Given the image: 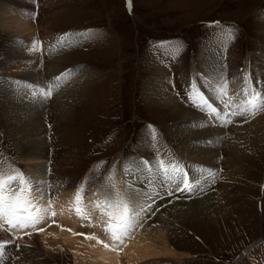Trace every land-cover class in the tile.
<instances>
[{"label": "rangeland", "instance_id": "374dc122", "mask_svg": "<svg viewBox=\"0 0 264 264\" xmlns=\"http://www.w3.org/2000/svg\"><path fill=\"white\" fill-rule=\"evenodd\" d=\"M19 15L32 22V32L36 33L29 36L5 31L0 25V158L32 180L47 181L50 194L43 198L47 203L51 200L52 207L58 198L70 193L75 197L76 189L85 188L83 206L90 219L76 215L77 206L69 196L66 203L72 202L75 207H65L64 202L61 208L68 209L70 217L59 220L53 216L52 222L74 225L78 232H90L104 240L106 221L88 198L93 194L94 202L103 198L108 177L112 176L111 163L122 152V192L129 184L145 196L136 199L146 209L136 221V227L140 226L137 232L153 235L160 222L158 213L167 211L168 234L175 238L171 245L178 253L189 254L177 261L161 257L160 264H264V159L238 165L223 149L225 141L233 142L239 148L237 157L255 159L258 148L251 136L256 126L251 125L264 112L254 117L226 114L214 119L193 107L187 98V90L195 81L214 107L229 112L223 97H219V105L214 104V95L208 91L199 66L209 63L212 54L219 52L221 69L217 76L220 81H228L230 96L240 97L237 94L244 87V76L249 75L248 66H260L263 61L264 38L258 27L264 26V0H130V5L129 0H0V21L8 19L13 24L10 18ZM222 28L234 29V38L226 40ZM65 34H75L76 41L58 51L63 59L61 72L76 75L68 76L67 84L79 78L78 84L82 85L81 97L71 109L68 122L60 120L56 110L73 100L72 96L60 90L59 84L50 99L31 101L30 91L39 85L26 78L28 70L21 68L38 62L44 73L40 72L39 87L53 84L52 78L55 81L64 73L49 75L43 59H29L27 53L33 46L25 43L41 44ZM7 56L15 59L14 64L3 63ZM157 59L165 63L171 78L170 94L179 106L192 112L194 120L184 124L170 112L150 106L155 99L143 92L155 74ZM250 76L253 86L264 94L263 73ZM39 108L41 113L33 117ZM204 118L208 125L201 122ZM223 119L231 122L222 124ZM212 137L217 138L207 140ZM200 138L202 141H197ZM213 141L218 156L211 163L183 162L176 153L178 148L188 146L207 148ZM160 160L183 165L190 176L200 178L203 190L187 193L173 187L169 195L167 186L161 187L157 180ZM146 161L152 171L145 167ZM34 162L39 169L33 167ZM125 168H131L132 174L126 175ZM150 179L155 183L150 184ZM218 193L223 200H231L228 207L232 210L228 208L227 220L215 223L212 219L209 223L206 220L217 204L214 199ZM207 195L210 197L205 201ZM241 211L243 218L239 216ZM1 232L14 240L6 247L3 264H29L38 258L34 264L73 263L70 255L57 261L45 258L38 237L29 240L39 236L38 230L24 237L14 231Z\"/></svg>", "mask_w": 264, "mask_h": 264}, {"label": "bare ground", "instance_id": "6f19581e", "mask_svg": "<svg viewBox=\"0 0 264 264\" xmlns=\"http://www.w3.org/2000/svg\"><path fill=\"white\" fill-rule=\"evenodd\" d=\"M24 8L28 9V7L26 5H24ZM24 12H25V10H23V13ZM10 20H11V23H13V24H9L8 23L9 22L8 19L7 20L3 19L2 21H0V25H1V27H4L5 31H12V32H17V33L24 32L25 34H27L29 36H32L33 34L35 35L36 32H32V31H34V30H32V29H34L33 28V24H32V22L28 21V19L22 18L19 15L15 19H11L10 18ZM258 28L261 31V34H262L261 37L264 38V26H261V27H258ZM67 35L70 37L71 43L76 41L75 34H72V35L67 34ZM62 36L63 35H56V36H53V37H51V38H49L47 40L45 39L43 42H41V44L39 43V45H41L39 50H29V53L26 52L27 55L30 56L29 57L30 60L32 59L33 61H39V60H37L38 58H40V60L43 59L44 60L43 68L46 65L45 68H48V73H49V75H52V76H56L58 73L59 74L64 73V72H61L62 69H63V68H61L63 59H62V56H60L58 54V51L63 49L58 44V40ZM26 42H27V40H26ZM25 44L33 46L32 42L25 43ZM31 46H29V47H31ZM66 46H68V45H66ZM40 50H42V51H40ZM218 54H219V52H217L216 54H212L209 63L208 62H207V64L206 63H204V64L202 63V65L199 66L200 71L203 72V74H201V75L206 77V79L204 81L205 84H206V87L210 88L208 91L212 90L211 96L214 95V101H215L214 104L215 105H219V97H220L217 94V92L213 91V87H216L218 82H220V80H219L220 76L219 77L217 76V74L219 73V70L221 69V64L219 62L220 59L218 57L219 56ZM262 55H261V57H262L261 59H263V61L260 63V66H254V65L248 66L247 73H249V75L250 74L254 75L256 73L258 74V73L262 72L263 76H264V52H263ZM7 57H9V58H5L3 63L6 66H8L9 64H14L15 59H12V57H10V56H7ZM215 63H217L218 66H216ZM39 65H40V63L38 64V62H33L32 66H22L21 68H25V70H28V73L26 74V78H29V80H31V81L38 82L36 84L40 86L39 82L42 79L43 71H42V67L39 68ZM154 66H155V74H154V76H152L150 78V81L147 80V82L149 81V83L144 88L143 94L145 96H150V97H153V99H155L154 102H152L150 106L155 107V109L168 111V112H170V114L172 116L177 117L178 120H180V121L182 120V122L185 121L183 123L186 124L187 121H189L190 119H193L192 118L193 114H192V112L190 110H188V109H186L184 107L182 108L181 105L179 106L177 101H175L173 96L170 94V91H171L172 88L171 89L169 88L168 82H170L171 78H170V76H169V74L167 72V69L165 68V63H163L161 60L157 59L154 62ZM15 67H18V66H15ZM10 69H9V71H10ZM17 71H18V69H17ZM40 72H42V73H40ZM67 73H70V75L71 74L75 75V74H73L70 71L69 72L67 71ZM70 75H68V76H70ZM52 79H53L52 80L53 84H57V83L60 84V86H62L60 88V90H63V92L65 91L66 94L68 93L70 96H72L71 99L73 98V100H71L69 102L67 101L68 104H66V105L62 106L61 108H59L58 110H56V112H58V114H59L60 120L63 121V119H64L65 121L68 122L67 119L70 116V111H72L71 109H73L75 106H77L75 103H77V101L79 102V97H81L80 95H81V92H82L81 91L82 85H80V83L78 84L77 80L79 78L76 80L77 82L75 81L74 83H71V84H67L68 77H67L66 80L59 81V82L57 80L54 81V77ZM69 79H68V81H70ZM28 84L30 86L29 82H28ZM50 84L53 85L52 83H50ZM26 86H27V84H26ZM33 86L34 85H31V87H33ZM39 86H38L39 89L42 88V87H39ZM208 91H206V92H208ZM31 92L32 91H30V93ZM29 96L32 99L31 101H33V100L37 101V100H41L42 99L41 97L34 96L32 93L29 94ZM76 97H77V99H75ZM238 98H240V97H238ZM238 98H236V101H234V102H238L239 101ZM40 102L41 101H39L38 103H40ZM32 103H34V102H32ZM227 110L229 112L231 111V109H227ZM41 111H42L41 108H39V111L36 110V113H38V114H34L33 117H38L39 114L41 113ZM259 119L260 120L258 122H255V123H253L251 125V127L252 126H256V128L254 130L255 134L251 136V139L255 140V144L257 145V148H258L255 151V154H256L255 159L254 158L253 159L252 158H248V156H246V157H237L236 150H238L239 148H235V144L233 142H229V141L228 142H226V141L224 142V148L223 149L225 150V153H227L229 155V158L232 157L236 161L235 163H237L238 165H240L239 163H243V162L248 161V160L251 161L250 163H260L261 160L264 159V152H263L264 150H260L261 149V145H264V115H262ZM203 120H204V122H203ZM201 122H203L204 125H208V123L206 122L205 118L202 119ZM220 122H221V120H220ZM221 123L223 124V122H221ZM214 133L219 134L217 131L214 132ZM204 134L206 135V137H209L207 135H210L209 133H206V132H204ZM179 137H183V136L180 135ZM209 138L207 140L210 141V140H213V139H215L217 137H212V139H209ZM202 139L200 138L197 141H202ZM187 143H185V145ZM214 144H215V142L213 141V144L210 147H207V148H205V147L204 148H197L195 146H192V147L188 146V147H184L183 149L178 148L176 153L178 154V156H180V159L183 162H184V159H185L187 162L188 161H194L196 163H208V162L211 163V162L215 161V159H217V156H218L217 155L218 154V152H217L218 150L217 149L214 150L215 149L214 148ZM122 154L123 153L121 152V153H119V154H117L115 156L114 161H113L114 164L112 162L111 166H110L111 167L110 170H113V171L109 173L110 175H114L113 182L115 183L116 190L120 191V192H122V187H123L122 186V181L123 180L121 178V173L122 172L120 173V170H121V167H122L121 166L122 165ZM34 157H37V152L35 153ZM39 160L35 161V162H39ZM35 162L33 163L34 166H33V164H32V166L34 168H38L36 166ZM235 165L236 164H234L233 167L237 168L238 166L236 165V167H235ZM263 166H264V164H263ZM239 174H238V176H239ZM223 177H224V175H223ZM63 184L64 183H62L61 186H63ZM222 188L223 187H221V190H222ZM77 190L78 189H76V192H77ZM221 193L223 194L225 192L223 191ZM219 194L220 193H218L217 194L218 197H216V199H214V200H217V204L215 205V208L212 209L211 213L208 215V218L206 220L209 223H210V221L211 222L213 221L212 219H214L215 223H216V220H218V219H223V221L227 220L226 216L229 215L228 204H229V202H231V200L230 201L229 200L225 201V200H223L222 196H219ZM68 197H69V200L71 198L74 199V195L71 196V193H70V194H68V195H66L64 197L58 198L57 202H55V204H54V207L51 208V210H53L55 212L54 216H56V219L61 220V218H62L64 220H67L70 217V214H71L70 211H68V209H65L66 205L69 204V203L68 204L66 203ZM144 197L145 196H142L141 194H139L136 197V199L137 200H141ZM208 197H210V196L207 195V197H205L203 199L205 201H208L209 200ZM38 199H40V200H38L40 205L47 207L48 203L46 202L47 201L46 198H39L38 197ZM73 199H71V201H73ZM94 199H96V195L95 194H93L91 197L88 198V201L89 200L91 201V203L89 202L90 205H94L96 203V202H94L95 201ZM198 201H200V200H198ZM63 203L65 204V207L61 208ZM83 203H84V201H83ZM73 204L75 205V203H73ZM73 204L71 202V205H73ZM145 204H143V205H145ZM182 204H184V203H182ZM152 208H153V206H152ZM70 209H72V208L70 207L69 210ZM229 209H231V208H229ZM73 210H75V209H73ZM148 211H150V210H148ZM166 213H167V211L158 213V218L160 219V222H159L158 227H155V229H153V231H152L153 235H151V233L150 234L149 233L140 234L139 231L137 232V229H139V227H140V226H138L132 231L130 238H125L123 244H119V245L116 246L117 250H111L113 242L111 241L110 237L108 238V235L106 233H104L105 234L104 237L106 239L104 238V240H103V239H101V237L99 239L98 236L93 235L90 232H85V233L78 232L79 229L77 227H76L77 228L76 229L74 227V225H70L69 226L68 224L64 225V224H62L60 222H57V223L56 222H52L53 220H51V219H52L53 215H51V214L47 215L46 218L42 221V223L37 225L35 229L28 228V229L23 230L22 232H16V233H19L21 237L22 236L24 237V235L27 234L28 232H33L34 230H38V232H39L38 234L41 237L35 236L33 238H30L29 240L38 237L37 243L43 248V251H44L41 254L43 256H45V258H49V259L55 260V261H57L59 258L62 259V258H65V256L70 255V257H72V261H73L72 264H125V263H127V264H152V261H156V262H158V264H160L161 261H162V258H164L165 260L168 259V260H171V261H177V260L182 259L183 257H187L188 258L189 254L178 253L177 250L171 245L172 241H174L175 238L172 239L170 237V235L168 234V228H169L168 226L170 224L168 223V219H167V217L165 215ZM168 214L174 215L175 213L174 212H169ZM242 214H243V211H241V215H239V216H241V218H243ZM76 215H77V213H76ZM93 218H95V217H93ZM100 220L101 219H99V222H100ZM75 221H76V219H75ZM73 223H75V222H73ZM40 229H43V230L41 231ZM97 235H99V233ZM27 236H29V235H27ZM89 236H95V237H97L98 240L102 241L103 243H98L97 240H94V239H87L86 237H89ZM152 237H154L153 240L151 239ZM9 238H10L9 236H6V235H4L1 232L0 239L2 241L3 240L7 241V240H9ZM104 244H109L110 248L106 249L104 247ZM250 250L251 249L246 250V251H244V253L245 252L248 253ZM27 260H29V259H27ZM34 260H36V258ZM36 261H39V258ZM36 261H30L28 263L29 264H34ZM145 261H148L150 263H146ZM48 264H50V263H48Z\"/></svg>", "mask_w": 264, "mask_h": 264}, {"label": "snow or ice", "instance_id": "6c2138e0", "mask_svg": "<svg viewBox=\"0 0 264 264\" xmlns=\"http://www.w3.org/2000/svg\"><path fill=\"white\" fill-rule=\"evenodd\" d=\"M130 5V0H129ZM217 27L218 22L216 24ZM224 38L232 40L234 38V29L222 28ZM71 43L70 37L65 34L60 37L58 44L63 47ZM39 43L33 45V50H39ZM70 73H64L57 77V81L66 80ZM252 77L250 75L244 76V87L241 93L237 95L241 98L238 102L236 97L228 94L229 83L227 80L218 82L213 91L223 97V104L225 109H231L230 112L225 113L218 110L209 102V99L200 87L194 81L187 90L188 102L193 107L205 112L210 118H223L226 114L230 116H255L260 112H264V94L262 91L253 86ZM59 87V84L49 85L46 88L32 89L34 96L43 99H50L53 89ZM231 121L224 119L223 123L226 125ZM145 167L152 171L150 162H145ZM131 168H125V174H132ZM211 175V173H209ZM109 184L103 192V198L97 201L94 205L101 213V219H105L104 232L110 237L113 245L111 250H117V245L123 244L125 238H130L132 231L135 229L136 221L140 213L146 211L141 206L136 197L140 194L132 185L126 184L123 192L115 189L114 175L108 177ZM157 180L161 187L167 186L168 194H173V187L179 192L193 193L197 190H203L200 184V178L197 176H190L189 172L185 170L183 165L175 161L165 162L159 161V170L157 172ZM150 184H154L153 180H149ZM51 185L47 181L32 180L27 177L22 171L15 169L11 164H8L4 158H0V230L9 232H22L25 229H35L37 225L42 223L47 215H55L51 211L52 201H48L47 207L42 206L38 202V197L43 198L50 194ZM85 188L80 187L74 197L76 213L82 219H89L87 208L83 206V196ZM159 195L158 192L155 193ZM149 198L151 196L149 195ZM148 207H151L149 205ZM7 226V227H5ZM41 231L43 229H40ZM30 235V234H29ZM87 239L97 240L98 243H103L95 236L86 237ZM14 240H7L0 242V264H3L4 254L7 245L13 243ZM104 247L110 248L109 244H104Z\"/></svg>", "mask_w": 264, "mask_h": 264}, {"label": "crops", "instance_id": "0c3cea01", "mask_svg": "<svg viewBox=\"0 0 264 264\" xmlns=\"http://www.w3.org/2000/svg\"><path fill=\"white\" fill-rule=\"evenodd\" d=\"M105 242V241H104Z\"/></svg>", "mask_w": 264, "mask_h": 264}]
</instances>
